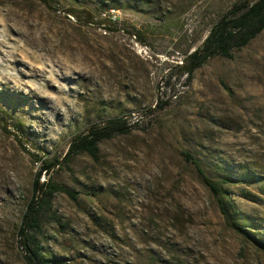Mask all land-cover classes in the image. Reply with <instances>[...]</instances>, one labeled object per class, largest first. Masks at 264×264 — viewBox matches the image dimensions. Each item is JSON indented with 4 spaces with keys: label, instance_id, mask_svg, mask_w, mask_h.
<instances>
[{
    "label": "rangeland",
    "instance_id": "obj_1",
    "mask_svg": "<svg viewBox=\"0 0 264 264\" xmlns=\"http://www.w3.org/2000/svg\"><path fill=\"white\" fill-rule=\"evenodd\" d=\"M239 1L0 0V264H28L17 232L40 159L54 158L41 181L78 200L58 193L44 212L48 258L264 264V32L167 83ZM158 100L169 103L149 126L102 141L99 162L80 154L69 172L86 127ZM186 152L228 195V217Z\"/></svg>",
    "mask_w": 264,
    "mask_h": 264
},
{
    "label": "trees",
    "instance_id": "obj_2",
    "mask_svg": "<svg viewBox=\"0 0 264 264\" xmlns=\"http://www.w3.org/2000/svg\"><path fill=\"white\" fill-rule=\"evenodd\" d=\"M39 1L44 4L49 3V0ZM262 32H264V0H241L235 3L211 30L203 45L188 55L182 61V64L174 67V70L168 76L167 83L176 78L175 71H179L181 76H186L188 82H191L194 72L201 68L210 58L222 56L232 59L235 49H242L248 46ZM168 103V101L158 100L156 108L164 109ZM150 110L153 113L156 112V109ZM126 117L110 119L86 127L79 136L74 138L63 159L69 172H73L69 164L76 156L87 154L99 162V144L102 141L110 140L118 134H129L132 129H135L128 125ZM16 138L22 144V141L17 136ZM184 156L187 161L195 165L211 191L215 195L220 196L219 206L222 213L228 217V195L222 194L221 188L205 175L204 169L195 157L188 152ZM40 161L42 162V167L33 183L32 198L27 204L17 237L22 250L26 253L28 264H66L63 259L48 258L46 256L40 239L43 228L42 217L45 211L52 209V201L56 194L65 193L74 201L78 200V194L53 182L51 178L41 181L43 175L50 174L52 170L61 165L62 161L59 158H54L51 161L40 159ZM241 231L247 234L245 230Z\"/></svg>",
    "mask_w": 264,
    "mask_h": 264
},
{
    "label": "built area",
    "instance_id": "obj_3",
    "mask_svg": "<svg viewBox=\"0 0 264 264\" xmlns=\"http://www.w3.org/2000/svg\"><path fill=\"white\" fill-rule=\"evenodd\" d=\"M109 19L111 22H116L118 20L117 14H110ZM137 36L133 35V40H136ZM157 107V103L154 105L152 109H155ZM155 112H151V110L145 111L143 114L135 115L133 118L126 117L128 125L133 128H143L146 126H149L152 121L154 120Z\"/></svg>",
    "mask_w": 264,
    "mask_h": 264
}]
</instances>
